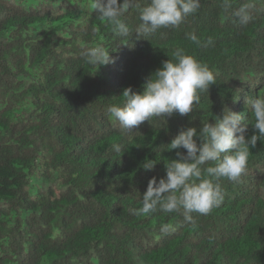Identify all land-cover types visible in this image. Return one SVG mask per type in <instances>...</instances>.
<instances>
[{
    "label": "trees",
    "instance_id": "obj_1",
    "mask_svg": "<svg viewBox=\"0 0 264 264\" xmlns=\"http://www.w3.org/2000/svg\"><path fill=\"white\" fill-rule=\"evenodd\" d=\"M92 3L0 0V264H264V141L238 181H220L223 203L194 223L181 212H134L164 161L186 153L167 146L179 131H199L227 106L244 117L246 138L256 132L246 98L264 96V0H200L148 40L134 33L135 8L118 36ZM246 4L252 19L241 25L234 13ZM95 45L115 63L87 64L82 53ZM176 48L208 64L216 82L191 113L122 131L108 105L128 86L142 92ZM146 158L157 162L151 171Z\"/></svg>",
    "mask_w": 264,
    "mask_h": 264
},
{
    "label": "clouds",
    "instance_id": "obj_2",
    "mask_svg": "<svg viewBox=\"0 0 264 264\" xmlns=\"http://www.w3.org/2000/svg\"><path fill=\"white\" fill-rule=\"evenodd\" d=\"M92 7L101 20L112 25V31L118 36L129 34L130 28L122 18L135 8L140 22L134 33L147 39L160 29L178 27L186 17L197 12L200 0H146L143 5L139 0H93ZM250 7L246 4L235 11L234 16L241 25L251 21ZM188 38L201 44L195 33L188 34ZM82 57L97 69L115 63L110 50L102 45L88 47ZM215 82L216 74L208 64L186 54L183 48H176L172 58L163 61L150 75L142 92L126 87L122 93L123 102L108 105L107 112L122 131L130 133L153 118L191 113L194 105L200 103V93L208 92ZM246 104L256 130L250 137L246 138L247 125L242 124V114L227 106L222 116H216L214 123L203 122L199 131L195 127L179 131L167 146L170 150L182 148L186 153L177 151L178 159L164 161L165 175L149 180L141 196L142 206L134 210L135 214L146 215L157 210L181 212L185 222L194 223L193 214L207 215L219 207L226 197L220 181H238L247 170L251 149L256 147L258 140L264 141V96H248ZM112 148L115 152L121 151L119 144ZM156 164L155 160L146 158L142 167L151 171ZM160 231L170 234L175 228L163 224Z\"/></svg>",
    "mask_w": 264,
    "mask_h": 264
}]
</instances>
